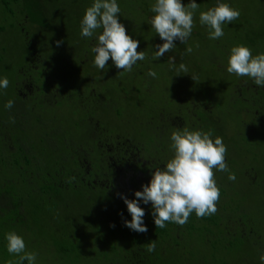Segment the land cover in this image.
Instances as JSON below:
<instances>
[{
    "label": "trees",
    "instance_id": "1",
    "mask_svg": "<svg viewBox=\"0 0 264 264\" xmlns=\"http://www.w3.org/2000/svg\"><path fill=\"white\" fill-rule=\"evenodd\" d=\"M93 2L0 0V79L9 80L0 89V264H19L7 251L9 231L45 256L39 264H261L264 159L256 158L264 150V87L226 68L233 46L264 53V0L262 25L240 13L218 40L209 39L199 12L218 2L236 9L233 0H195L187 44L175 41L159 59L155 45L163 41L149 23L155 0H117L120 22L146 54L131 72L111 59L103 70L94 65L96 39L80 34ZM172 62L188 73L177 75ZM185 127L211 130L213 139L239 147L225 157L236 179L214 170L220 189L214 215L193 212L183 226L161 229L151 202L140 201L148 230L129 229L121 194L136 199L151 172L172 158L171 133ZM241 131L244 141L252 139L251 150L241 145Z\"/></svg>",
    "mask_w": 264,
    "mask_h": 264
},
{
    "label": "clouds",
    "instance_id": "2",
    "mask_svg": "<svg viewBox=\"0 0 264 264\" xmlns=\"http://www.w3.org/2000/svg\"><path fill=\"white\" fill-rule=\"evenodd\" d=\"M154 13L149 23L163 41L155 45L157 51L153 59H159L171 51L175 41L187 44L195 26L194 17L199 10V4L190 0L184 4L182 0H155L151 5ZM121 9L117 0H94L87 7L80 22V34L85 38L95 37L96 42L91 51L95 54L94 65L103 70L111 59L114 66L124 72H131L137 61L146 59L144 51H137L139 41L127 34L124 24L119 20ZM240 11L229 4L218 2L216 6L199 12V23L208 29V37L218 40L224 36L223 26L238 19ZM59 46L62 41H57ZM196 47H199L197 44ZM193 47L186 48L188 54ZM170 68L179 73H188V67L181 63L178 68L174 62ZM227 72L238 77H248L255 85L264 87V53L253 55L252 50L245 45H236L230 49L227 60ZM148 75L155 78L156 72L150 70ZM193 80L196 77L191 76ZM9 80L0 79V89H7ZM14 101L5 104L6 109H12ZM15 122L14 117H9ZM170 148L173 156L165 166L157 167L151 172L150 182L142 185V191H135L136 199H128L121 194L131 216L125 221V226L138 233H146L144 224L145 210L140 206L151 202L152 216L156 228H164L167 223L183 226L194 212L198 218L214 215L220 198V189L214 178V170L229 172V180H235L225 161L227 146L222 137L213 139L211 130H189L187 127L171 133ZM74 179V178H71ZM71 182V180L69 181ZM7 251L19 256V264L27 260L35 264L36 253L27 252L22 236L15 231L5 234ZM155 241L147 246V252L155 251ZM264 264V253L259 256ZM8 264H12L9 261Z\"/></svg>",
    "mask_w": 264,
    "mask_h": 264
},
{
    "label": "rangeland",
    "instance_id": "3",
    "mask_svg": "<svg viewBox=\"0 0 264 264\" xmlns=\"http://www.w3.org/2000/svg\"><path fill=\"white\" fill-rule=\"evenodd\" d=\"M261 3L262 0H233V4L236 7V9H238L240 11L241 14H245L247 17H252L254 20V24L253 26L256 24V26H259V24H261L262 21V7H261ZM262 25V24H261ZM18 35L16 33H14V35L12 37H17ZM10 37V38H12ZM14 39V38H12ZM9 65H13L12 63ZM227 130V129H226ZM238 137V135H237ZM240 142L241 145L244 147V149H252V139L251 138H246L245 141L242 139V131L240 134ZM243 140V141H242ZM227 151L229 152V154H235L234 152L236 150H238L239 147H236V145L234 144V142H227ZM257 153V152H256ZM241 155V154H240ZM255 157V156H254ZM242 159V158H241ZM247 159H251V158H247ZM256 159H264V150H263V145H262V158L257 157ZM264 174V171L262 172V175ZM239 185H242L243 182L241 180V178H237V182ZM26 251L27 252H34V246L29 247L26 245ZM42 253H36V262L35 264H39L42 262V258L44 259L45 256L41 255ZM16 255H12L10 257H13ZM16 263V262H14ZM28 264V263H27Z\"/></svg>",
    "mask_w": 264,
    "mask_h": 264
}]
</instances>
